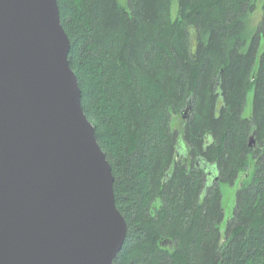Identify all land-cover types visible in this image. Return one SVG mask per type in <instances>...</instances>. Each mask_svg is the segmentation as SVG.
<instances>
[{"label":"trees","instance_id":"16d2710c","mask_svg":"<svg viewBox=\"0 0 264 264\" xmlns=\"http://www.w3.org/2000/svg\"><path fill=\"white\" fill-rule=\"evenodd\" d=\"M255 1L57 0L83 112L127 225L113 264H264V30L248 32ZM188 102V121L172 131L170 113ZM250 163L224 220L218 184H233Z\"/></svg>","mask_w":264,"mask_h":264},{"label":"water","instance_id":"95a60500","mask_svg":"<svg viewBox=\"0 0 264 264\" xmlns=\"http://www.w3.org/2000/svg\"><path fill=\"white\" fill-rule=\"evenodd\" d=\"M69 51L57 0H0V264H113L125 241Z\"/></svg>","mask_w":264,"mask_h":264},{"label":"rangeland","instance_id":"374dc122","mask_svg":"<svg viewBox=\"0 0 264 264\" xmlns=\"http://www.w3.org/2000/svg\"><path fill=\"white\" fill-rule=\"evenodd\" d=\"M264 21V0H256L255 1V9L254 12L250 15V23L248 32L251 36V34H256L258 28H261L264 30L263 25ZM249 36V37H250ZM248 37V42L249 38ZM264 51V32L261 34L259 39V47H258V56ZM252 96H253V90H251L247 95V102L246 107L243 112L244 117H248L250 114L251 109V102H252ZM186 109V107L182 108V112ZM181 112V113H182ZM181 113L174 114L173 112L170 113V119H169V127L172 131L182 130L184 123L188 121L189 117L188 115L184 119H182ZM253 173V166L252 163L249 164L246 171L241 172L238 177L234 180L233 184H227V183H219L218 188L221 195L220 205L224 214V220H227L230 216L231 209L233 207V200L235 196V192L242 186H247L249 184V181L251 179V175ZM156 206H158V203H156ZM223 224L221 225V227Z\"/></svg>","mask_w":264,"mask_h":264}]
</instances>
